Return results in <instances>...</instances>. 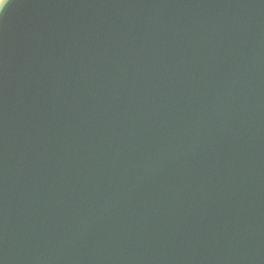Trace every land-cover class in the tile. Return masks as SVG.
Here are the masks:
<instances>
[{
  "label": "water",
  "instance_id": "1",
  "mask_svg": "<svg viewBox=\"0 0 264 264\" xmlns=\"http://www.w3.org/2000/svg\"><path fill=\"white\" fill-rule=\"evenodd\" d=\"M0 264H264V0H11Z\"/></svg>",
  "mask_w": 264,
  "mask_h": 264
},
{
  "label": "clouds",
  "instance_id": "2",
  "mask_svg": "<svg viewBox=\"0 0 264 264\" xmlns=\"http://www.w3.org/2000/svg\"><path fill=\"white\" fill-rule=\"evenodd\" d=\"M11 0H0V15H2L6 8L10 6Z\"/></svg>",
  "mask_w": 264,
  "mask_h": 264
}]
</instances>
